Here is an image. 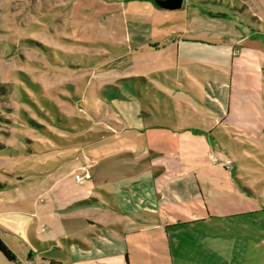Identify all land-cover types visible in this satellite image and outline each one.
<instances>
[{"label": "crops", "instance_id": "crops-1", "mask_svg": "<svg viewBox=\"0 0 264 264\" xmlns=\"http://www.w3.org/2000/svg\"><path fill=\"white\" fill-rule=\"evenodd\" d=\"M236 2L233 15L245 25L189 1L183 31L154 43L165 17L154 0H106L116 3L107 16L123 22L119 39L130 45L115 70L90 75L86 94L92 117L112 123L103 159L130 170L77 182L81 168L99 160L66 158L42 178L44 187L22 195L36 202L2 210L0 238L17 258L7 264H264V237L240 233L249 226L236 219L245 211L226 205L243 171L229 172V161L210 154L217 127L264 119V0ZM131 45L134 60L165 61L138 70Z\"/></svg>", "mask_w": 264, "mask_h": 264}, {"label": "rangeland", "instance_id": "rangeland-1", "mask_svg": "<svg viewBox=\"0 0 264 264\" xmlns=\"http://www.w3.org/2000/svg\"><path fill=\"white\" fill-rule=\"evenodd\" d=\"M189 1L210 17L225 19L223 14H227L245 25L243 18L233 15L236 0H184L181 9H160L165 17L158 29L164 35L154 43L172 30L183 31ZM105 3L0 0V215L4 218L2 210L9 204L25 207L36 202L35 198L24 202L22 195L44 187L42 178L66 158L99 160L93 169L88 167L93 176L130 170L116 159H103L102 146L112 136L106 126L112 123L92 117L95 101L91 93L86 94L90 75L115 70L130 45L119 39L124 36L123 22L118 26L107 16L108 11L117 9L116 3L110 7ZM132 40L135 43V38ZM131 49L138 70L158 65L151 61H165L158 55L134 60L137 46L131 45ZM144 60L151 62L148 67L141 64ZM149 91L153 89L149 87ZM142 94H146L145 86ZM155 94L161 110V93ZM98 103V114L104 120L105 107ZM247 123L243 128L234 126L236 130L214 129L210 154L229 161V172L235 165L243 171L236 180L238 191L229 190L226 205L245 211L236 218L249 220L240 233L264 237V119L258 115L256 121ZM91 147L96 148V154L90 153ZM7 262L0 252V264Z\"/></svg>", "mask_w": 264, "mask_h": 264}, {"label": "water", "instance_id": "water-1", "mask_svg": "<svg viewBox=\"0 0 264 264\" xmlns=\"http://www.w3.org/2000/svg\"><path fill=\"white\" fill-rule=\"evenodd\" d=\"M155 4L165 10H178L182 8L184 0H155Z\"/></svg>", "mask_w": 264, "mask_h": 264}, {"label": "trees", "instance_id": "trees-1", "mask_svg": "<svg viewBox=\"0 0 264 264\" xmlns=\"http://www.w3.org/2000/svg\"><path fill=\"white\" fill-rule=\"evenodd\" d=\"M0 252L10 262H16L17 258L14 252L6 245V243L0 238Z\"/></svg>", "mask_w": 264, "mask_h": 264}, {"label": "built area", "instance_id": "built-area-1", "mask_svg": "<svg viewBox=\"0 0 264 264\" xmlns=\"http://www.w3.org/2000/svg\"><path fill=\"white\" fill-rule=\"evenodd\" d=\"M226 167L229 168V165L226 164ZM76 181L77 182H83L86 180H90L91 179V174L88 168H82L81 169V174L76 175ZM40 264H56V263H51L49 261H43Z\"/></svg>", "mask_w": 264, "mask_h": 264}]
</instances>
